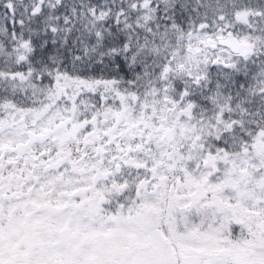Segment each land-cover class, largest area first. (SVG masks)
<instances>
[{"label":"snow or ice","instance_id":"obj_1","mask_svg":"<svg viewBox=\"0 0 264 264\" xmlns=\"http://www.w3.org/2000/svg\"><path fill=\"white\" fill-rule=\"evenodd\" d=\"M0 264H264V0H0Z\"/></svg>","mask_w":264,"mask_h":264}]
</instances>
